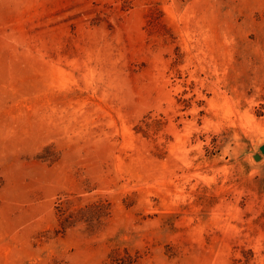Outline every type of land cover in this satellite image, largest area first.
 <instances>
[{
    "label": "rangeland",
    "instance_id": "rangeland-1",
    "mask_svg": "<svg viewBox=\"0 0 264 264\" xmlns=\"http://www.w3.org/2000/svg\"><path fill=\"white\" fill-rule=\"evenodd\" d=\"M262 145L264 0H0V264H264Z\"/></svg>",
    "mask_w": 264,
    "mask_h": 264
},
{
    "label": "water",
    "instance_id": "water-1",
    "mask_svg": "<svg viewBox=\"0 0 264 264\" xmlns=\"http://www.w3.org/2000/svg\"><path fill=\"white\" fill-rule=\"evenodd\" d=\"M259 150H260V153H261V154H264V145H262V146L259 148ZM260 158H261V156H260L259 154H255V155L253 156V159H254L255 161H259Z\"/></svg>",
    "mask_w": 264,
    "mask_h": 264
}]
</instances>
